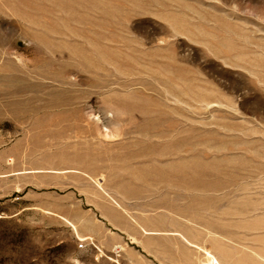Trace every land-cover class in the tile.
I'll use <instances>...</instances> for the list:
<instances>
[{"label": "rangeland", "instance_id": "374dc122", "mask_svg": "<svg viewBox=\"0 0 264 264\" xmlns=\"http://www.w3.org/2000/svg\"><path fill=\"white\" fill-rule=\"evenodd\" d=\"M207 251L264 264V0H0V264Z\"/></svg>", "mask_w": 264, "mask_h": 264}, {"label": "bare ground", "instance_id": "6f19581e", "mask_svg": "<svg viewBox=\"0 0 264 264\" xmlns=\"http://www.w3.org/2000/svg\"><path fill=\"white\" fill-rule=\"evenodd\" d=\"M206 253L208 258L205 264H220L218 259L215 256H213L209 251H207Z\"/></svg>", "mask_w": 264, "mask_h": 264}, {"label": "built area", "instance_id": "2783aa9c", "mask_svg": "<svg viewBox=\"0 0 264 264\" xmlns=\"http://www.w3.org/2000/svg\"><path fill=\"white\" fill-rule=\"evenodd\" d=\"M80 247L83 248L84 247V244H81Z\"/></svg>", "mask_w": 264, "mask_h": 264}]
</instances>
